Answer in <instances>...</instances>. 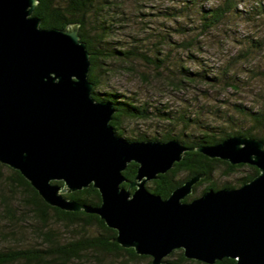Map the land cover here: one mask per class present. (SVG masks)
Masks as SVG:
<instances>
[{
    "label": "water",
    "instance_id": "95a60500",
    "mask_svg": "<svg viewBox=\"0 0 264 264\" xmlns=\"http://www.w3.org/2000/svg\"><path fill=\"white\" fill-rule=\"evenodd\" d=\"M37 3L0 0V162L20 170L48 204L98 214L118 231L115 242L152 256V264H166L179 248L206 264L226 257L264 264V142L238 135L198 148L260 170L239 187L211 188L187 200L204 177L198 174L166 198L151 191L147 183L192 148L178 139L119 136L111 124L114 104L93 95L79 24L42 27ZM130 162L138 171L126 187ZM90 185L100 191L99 205L66 196Z\"/></svg>",
    "mask_w": 264,
    "mask_h": 264
},
{
    "label": "trees",
    "instance_id": "16d2710c",
    "mask_svg": "<svg viewBox=\"0 0 264 264\" xmlns=\"http://www.w3.org/2000/svg\"><path fill=\"white\" fill-rule=\"evenodd\" d=\"M180 1V6H170L162 13L172 25L167 26V32L162 30L154 38L156 54L152 56L142 53L136 45L124 46L114 41V26L121 19L118 17H122L118 0H38L34 15L41 18L42 27L63 28L68 24H79L81 39L87 43L90 52L89 79L93 82V95L98 101H111L114 104L116 112L111 124L119 136L128 141L178 139L184 146L192 148L170 170L147 183L151 191L166 198L188 179L204 174L186 198L190 200L211 188L241 186L259 173L255 165L231 164L221 158H211L198 148L212 146L238 135L264 142V99L257 100L254 106L243 102L227 106V102H224L205 112L192 111L191 107L163 109L153 106L148 100L139 101L123 92L104 90L107 85L104 79L113 69V62L126 64L138 56H143L144 60L157 68H166L170 55L166 48L174 49L177 46L182 52L180 58L184 55L186 61L190 58L195 62L197 59L199 69L192 70L184 62L178 64L173 75H167L172 87L201 82L220 88L231 87L235 92H240L242 84L230 66L217 68L202 63L198 56V50L202 48L198 45V39L217 30L229 19L231 22L234 18L264 22V0H218L217 4L200 0ZM187 19L191 20L190 26L186 25L189 23ZM171 29L184 38L174 40ZM262 47L264 39L253 36L240 50L238 57L253 51L259 53ZM128 120H157L164 123V128L157 129L155 133L141 131L128 136L125 124ZM244 166L252 171L243 176L238 185L229 182L220 185L214 180L215 173L219 171L224 176H230ZM137 171L138 164L130 162L124 171L128 181L122 185L129 187ZM56 182L64 184L63 181ZM66 196L94 206L102 200L100 191L93 185L68 192ZM117 233L96 213L68 211L48 204L20 170L0 162V239H3L0 264H85L88 261L98 264L105 256L111 257L115 264H152V256L140 255L134 248H126L115 242L113 239ZM164 261L166 264H206L186 258L182 248L174 250ZM236 261L226 257L214 264H235Z\"/></svg>",
    "mask_w": 264,
    "mask_h": 264
},
{
    "label": "rangeland",
    "instance_id": "374dc122",
    "mask_svg": "<svg viewBox=\"0 0 264 264\" xmlns=\"http://www.w3.org/2000/svg\"><path fill=\"white\" fill-rule=\"evenodd\" d=\"M200 2L217 4L219 1L200 0ZM118 4L121 5L120 16L122 17H118L121 19L114 26V41L121 42L124 46L136 45L142 53L152 56L156 54L153 46L154 38L160 31H166L169 29L167 26L172 25L170 19L163 16L162 13L170 6H180L181 1L118 0ZM192 19L195 20L193 14ZM187 22L189 23L186 25L190 26L191 20L187 19ZM171 33L174 40L180 41L184 38L172 29ZM190 33L191 31L188 32L189 35ZM253 36L264 39V22L262 20L234 18L232 22L229 19L217 30L202 35L198 39V45L202 46L198 50V56L202 59V63L211 64L217 68L230 66L231 71L237 73V78L242 84L240 92H235L231 87L220 88L201 82H187L183 87H172L169 82L170 77L173 75V70L177 69L178 64L184 62L192 70L199 69L197 59L193 62L190 58L186 61L184 55L180 58L182 52L177 46L174 49L166 48L170 53L166 68H157L144 60L143 56L142 58L134 57L126 64L113 62V69L104 79L107 82L104 90L123 92L139 101L148 100L153 106L163 109L175 110L191 107L192 111L205 112L208 108L223 105L224 102H227V106H232L235 102L254 106L257 100L264 99V47L259 53L253 51L251 54L238 57L240 50ZM168 74L170 77L167 79ZM203 117L206 118V115ZM125 124L128 136H134L133 133L141 131L155 133L157 129L164 128V123L157 120H128ZM251 171L252 169L248 166L238 169L230 176H224L219 171L215 173L214 180L220 185L228 182L238 185L241 178ZM2 240L0 239V245H2ZM111 263L115 264L111 257L105 256L98 264ZM85 264L97 263L88 261ZM137 264H143V262Z\"/></svg>",
    "mask_w": 264,
    "mask_h": 264
}]
</instances>
